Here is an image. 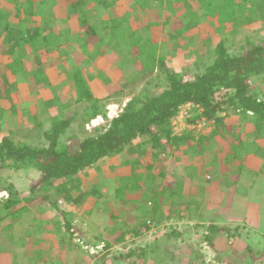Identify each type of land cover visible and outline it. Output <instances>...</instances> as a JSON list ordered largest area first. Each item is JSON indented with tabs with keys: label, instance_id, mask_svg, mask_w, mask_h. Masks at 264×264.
<instances>
[{
	"label": "rangeland",
	"instance_id": "374dc122",
	"mask_svg": "<svg viewBox=\"0 0 264 264\" xmlns=\"http://www.w3.org/2000/svg\"><path fill=\"white\" fill-rule=\"evenodd\" d=\"M144 1L132 0L131 3L129 1L130 4H136L134 6L136 10L128 22L122 23V27L115 31L110 28L111 19H108V15L101 10L103 20L97 18L92 22L94 21L95 35L98 37L104 35V38L95 43L83 39L87 29L73 27L72 21L66 20L68 12L65 0H55L57 9L53 8L51 13L47 8H43L35 11L32 16L21 14L19 26L27 25L26 23H31V21H40L48 16L47 13L52 16L50 18L52 24L47 32L38 31L39 35L32 41V50L27 49L23 54L20 53L19 60L23 72L20 71L16 75L9 73L6 66L7 61L0 60V142L2 137H9L15 144L41 147L45 144L44 133L52 123L67 118H72V122L60 136V143L65 144L70 137L83 139L88 135L93 136L96 131L106 129L109 121L115 115H119L125 104L144 88L154 93L164 89V75L155 65L159 58L166 57V67L179 73L184 79L194 77L203 71L210 63L212 56L206 59L197 58L191 53L193 50L179 40L180 32H177V28L180 26L177 25L192 15L188 12L176 14L167 27L157 29L159 23L157 22L154 26L155 30L145 28L140 31L141 36L151 37L153 44L150 46L142 39L137 43V47L146 44L150 47L149 49L155 51V60L151 50L146 48L140 60H136L132 66L128 65L125 59L129 57L128 49L125 48L124 38L120 35H132L136 38L138 26L141 24L140 26L144 27L153 21L152 16L143 15L141 12V8L143 11L146 8ZM174 1L177 3L180 0ZM0 3L2 6L5 4L3 1ZM201 4L199 3L198 7H202ZM90 5L89 10L97 7L93 0ZM188 6L192 8L189 9L191 12L197 9V5L192 6L187 3L186 7ZM100 8L103 9V7ZM4 10L0 7V13ZM9 12L12 23L17 24L18 20L11 14L15 13V10L12 9ZM158 12L162 13V10ZM139 17L142 19L141 22H137ZM107 26L115 32L114 36L118 40L115 46L110 41V29H106ZM11 28L15 27L11 26ZM17 29L18 26L15 30H10L9 34L18 38ZM133 29L136 33H133ZM263 37L264 26L250 29L229 36L226 48L230 54H238L245 48L248 41L256 42ZM22 38L28 41L25 31L22 33ZM44 39L48 41L45 42ZM50 40L52 44L48 43ZM134 42L136 45V40ZM134 42H130L129 47ZM2 47L7 50V47L11 45L7 42ZM98 47L99 50H97ZM101 51L104 54H101ZM116 52L117 57L114 56ZM3 54H8V51H4ZM15 57L16 54L13 59ZM77 71L81 72L84 79L88 81L91 92L89 101H97L96 109L91 108V102L80 100L71 93L70 73ZM5 77L7 86H5L6 82L1 84ZM262 77H256L252 81L256 86V91L263 90ZM39 92L40 98H38ZM226 94L227 92L224 91L217 96L223 98ZM15 97H18L19 101ZM34 98L35 101L32 104H26ZM219 98L217 100L220 101ZM93 110L99 114L94 119H90V113ZM210 130L211 128L204 126L200 129L195 128L192 132L198 137L209 133ZM215 143L212 141L210 144L217 147ZM215 155L217 154L212 155V159L211 155L209 156L208 166L205 156L198 154L195 149H185V153L182 154L170 153L165 161L166 167L153 170V176L157 177L162 171L163 176L159 177L163 180L162 185L175 186L173 204L167 209L170 214H166L168 217L165 219L160 218V220L151 222L148 230L143 229L136 235L126 234L121 241L116 240L124 231L120 226L136 217L139 221L130 224V227L131 229L137 227L142 219L147 218L151 209L147 204H143V197L147 194L142 187L144 184L138 181L134 185L142 189L134 187L136 190L123 189L119 195L129 203L127 201L122 203L120 198H112L113 190L120 185L118 176L114 174V166L118 167L122 159L116 158L113 163L98 164L87 171L89 183L84 185L82 191H88L90 194L85 195L79 204L57 199L53 191L52 194L49 192L50 199L66 211L67 220L73 222L74 225H79L81 230L77 225L75 227L82 232L87 242L78 240L77 237L68 233L67 221L63 222L62 215H60L62 222L57 220L59 226L65 227L67 237L71 236L70 238L83 255L79 257L69 252L64 259L58 260L57 264H123L124 261L121 258L114 260L113 257L115 255L119 257L118 251L120 250L125 252L131 249H139L137 250L139 252L146 250V255L142 253L135 255L136 258L134 257L133 260L139 264H264V207L259 208L257 221H251V223L245 218V207L242 204L236 211L232 208V200L227 205V209L214 207L210 202L211 197L214 196L213 191L219 184L218 181H212V176L208 181L205 180L206 167L210 169V173L223 174L226 172V167L219 157H214ZM262 155L264 153L246 157L243 160L244 167L250 172L260 174L264 162ZM129 171L126 172L130 176ZM39 178L40 175L36 170L28 168L4 170L0 173V183L4 181L0 187L11 185L17 199L23 203L20 210L6 217L5 212L1 211L6 193H0L2 196L0 197V254H4L1 260L3 264H36L37 262L41 264L37 258L40 256L45 258L47 255L34 248L36 244H41L38 239H43L49 232L44 230L41 233L37 221L34 220L41 216L39 215L40 210L24 203V200L30 196L29 188ZM128 178L127 176L121 177L120 182L130 184V178ZM151 178L145 179L146 184L152 182ZM247 182L249 184L251 180L247 178ZM128 190L133 191L127 193ZM245 192H247L246 189ZM230 196L232 197L231 194ZM258 198L264 201V194L259 195ZM195 202L197 204L193 205ZM39 204L46 210L51 207L50 203L41 200ZM256 211L257 209L252 210L248 214L250 219ZM43 212H40L43 213L41 219L53 217L48 215L47 211L43 210ZM111 217H117L114 222L118 224L113 232H111L113 222ZM149 220H151L150 217ZM210 225L215 227L214 231L207 228ZM103 231H105L104 234H102ZM27 233L28 238H26ZM7 249L12 253L11 257L7 255ZM243 253L247 254L246 259H242ZM52 255H47L48 262L45 260V264L55 261L56 252Z\"/></svg>",
	"mask_w": 264,
	"mask_h": 264
},
{
	"label": "trees",
	"instance_id": "16d2710c",
	"mask_svg": "<svg viewBox=\"0 0 264 264\" xmlns=\"http://www.w3.org/2000/svg\"><path fill=\"white\" fill-rule=\"evenodd\" d=\"M2 1L5 4L2 6L0 3V7L5 9V12L0 13V29H2L0 32V60H6V66L10 70L8 72L16 75L20 71L23 72L19 60L21 54L27 49H33L32 41L39 35V30L48 31L52 24L50 22L52 16L49 13L53 8L57 9V4L55 0H0V2ZM65 1L68 12L66 20L72 21L73 27L87 29L83 39L90 43L100 42L104 38V35L102 37L95 35L96 30L93 23L97 18L103 20L101 10L108 15V19H111L109 25L114 31L120 29L122 23L128 22L136 10L134 8L136 4H130L132 0H93L97 7L90 10L88 7L91 6L92 0L89 2L88 0ZM127 1L128 3L130 1L129 5ZM187 3L192 6L197 5L195 12L189 10L192 9L190 6L186 7ZM199 3H202V7H198ZM143 4L146 6L144 11L141 8L143 15L154 14V11L158 9L163 10L164 13L184 14L188 12L192 14L189 15L184 25L177 28V32H180L179 40L193 50L191 53L194 56L200 59L212 56L210 63L203 71L194 77L184 79L182 75L166 67V57L159 58L155 65L164 75V89L154 93L144 88L125 104L117 117L109 121L106 129H101L100 132L96 131L93 136L88 135L83 139L70 137L65 144L60 143V136L72 122V118H67L52 123L44 133L45 144L41 147L15 144L9 137H2L0 142V173L4 170L26 168L34 169L39 173L40 178L29 188L30 196L24 200V203L35 207L38 211H46L44 207H40V200L50 203L49 210L59 209V206L50 199L52 191L57 199L79 204L88 193V191H82L84 185L89 183L87 171L98 164L113 163L116 158L122 159L119 161L118 167L114 166L115 175L118 176L120 185L113 190L112 198H120L119 195L123 189H142L140 186L134 185L138 181L144 184L142 187L147 194L143 197V204L151 207V211L137 227H132V229L130 227V224L139 221L136 217L123 223L120 228L124 231L116 238L120 241L126 234L136 235L143 229L148 230L151 222L168 217L166 214H170V211L167 209L173 204L175 186L162 185V178L153 176V170L166 167L165 161L170 153L182 154L185 153V149H195L198 154H203L208 166L209 156L211 155L212 159V155L217 154L214 157H219L226 167V172L223 174L210 173V169L206 167L205 180L208 181L212 176V181L220 183L221 191L224 194L230 192L233 200L239 203L245 201L251 205L258 204L257 209L264 206L263 200L261 199L259 203L260 199L258 198L259 195L264 194V162L260 174L250 172L243 165L244 158L249 154L258 153L261 155L264 153V87L261 86L262 91H256V86L252 83L259 76H263L262 80L264 81V37L256 42L248 41L245 48L238 54H230L226 48L229 36L264 26V0H180L177 3L174 0H145ZM43 8L48 9L49 17L45 16L37 22L31 21L27 25L21 24L16 31L18 38L9 34L8 31L11 29L9 25L14 26L9 10H15V13L11 14L18 20L17 24L19 25L21 14L32 16L35 11ZM92 14L95 16L92 17ZM166 17L165 15L164 21L158 23V26L169 24L170 19ZM92 20L94 21L92 22ZM141 20V17L137 18V22H141ZM156 24L149 22L140 29L152 28ZM110 28L107 26L106 29ZM23 31H25L28 41L22 38ZM114 31L110 29L109 34L113 46L118 41L114 36ZM121 36L124 38L125 48L128 49L129 57L127 56L125 59L129 66L142 58L146 48L151 50L154 59L155 51L146 46V44L150 46L153 44L151 37L141 36L140 32L136 33V38L125 34H121ZM142 39L146 44L138 48L137 43ZM44 40L48 41V39ZM7 42L11 47H7L6 50L2 45ZM130 42L134 43L129 47ZM48 43L52 44V41L50 40ZM4 51H8V54H3ZM100 53L104 54L103 51ZM15 54L16 57L13 59ZM35 60H37L36 57ZM24 73L26 72L24 71ZM6 80L5 77L1 84L6 82L5 86H7ZM69 81L70 91L78 98L85 99L90 96L88 85L81 78L79 71L70 73ZM224 91L227 94L223 98H219L217 95ZM40 92L38 98L41 97ZM15 98L19 101L18 97ZM34 101L35 98L27 101L26 104L30 105ZM89 102H91V108L96 109L97 101ZM188 102L196 104L200 111L194 112L189 120L194 122L204 117L207 121H211L214 128L209 134L195 137L189 130L180 136L171 134V119L177 108ZM98 114L96 110H93L90 113V119H94ZM212 141H215L218 146L213 147L210 144ZM262 156L264 160V155ZM128 170H130V176L126 172ZM124 176L130 178V184L120 182L121 177ZM159 176H163L162 171ZM148 177H152V182L146 184L145 179ZM247 178L251 180L249 184ZM155 181H157V185ZM12 189L11 185L0 187V193H6V199L1 205V211L5 212L6 217L20 210L23 204L17 199L16 193ZM129 191L133 190L126 192ZM0 197L2 196L0 195ZM214 198L217 199L218 196L214 194ZM119 200H122V203L127 201L122 198ZM59 202L62 204L61 200ZM210 202L212 204L213 197ZM127 203L129 202L127 201ZM195 204L197 202L193 203V205ZM246 210L249 211V208L246 207ZM149 217L151 220L148 221ZM111 218L113 219L111 232H113L118 226L114 222L117 217ZM8 227L10 228V225ZM68 228L73 237L85 241L75 225L68 224ZM207 228L211 231L215 230L213 225ZM27 236L28 233L26 238L29 237ZM137 250L139 249L125 252L120 250L118 251L120 256L115 255L113 259L121 258L124 261L123 264H127V262L139 264L133 259L139 253L146 255V250L143 249L141 252ZM2 251L4 252V249ZM8 251L9 249H7ZM246 256L247 254L243 253L242 259H246Z\"/></svg>",
	"mask_w": 264,
	"mask_h": 264
},
{
	"label": "crops",
	"instance_id": "0c3cea01",
	"mask_svg": "<svg viewBox=\"0 0 264 264\" xmlns=\"http://www.w3.org/2000/svg\"><path fill=\"white\" fill-rule=\"evenodd\" d=\"M160 9H158V10H155L154 11V14H150V16H152V18H153V21H152V23L153 22H155V23H157V22H159V23H162L164 20L163 19H165V15L170 19V21L172 20V19H174L175 18V16H176V13L175 14H170V13H168V12H166V13H164V11L162 10V13H159L158 11H159ZM5 11H3L2 13H4ZM179 15V14H178ZM154 17H156V18H154ZM166 17V18H167ZM189 18V17H188ZM188 18H186L183 22H180V24L179 25H177V26H182V25H184L186 22H187V19ZM19 20H20V16H19ZM142 21V20H141ZM169 21V22H170ZM144 22H146V21H144ZM26 24H28V23H26ZM147 24H149V23H147ZM14 25V27L15 28H11V25H9L10 26V30H15L16 29V26H18V29L20 28V26L18 25V24H13ZM141 25V24H140ZM138 26V31L137 32H140V31H142L143 29H140L141 28V26ZM167 26H169V24H167L166 26H158L157 27V29L158 28H161V27H167ZM143 27V26H142ZM32 28V27H31ZM154 30H155V28H154V26L152 27ZM179 28V27H178ZM156 29V30H157ZM9 30V31H10ZM2 31V29H0V32ZM8 31V32H9ZM133 33H136V31L133 29ZM2 36V35H1ZM115 57H117V52H116V55H114ZM107 63H108V61H106ZM110 63V62H109ZM108 63V64H109ZM80 76H81V78H83V80L85 81V83L88 85V89H89V84H88V81H86L85 79H84V77H83V75H82V73L80 72ZM114 76H115V74H114ZM90 91V90H89ZM72 93V92H71ZM73 95H75L74 93H72ZM89 95L90 96H88L87 98H85V99H80V100H83V101H89L90 99H91V92H89ZM94 95H95V93H94ZM76 96V95H75ZM77 97V96H76ZM78 98V97H77ZM213 130V129H212ZM211 130V131H212ZM210 131V132H211ZM209 132V133H210ZM208 133V134H209ZM193 134V133H192ZM194 135V134H193ZM195 136V135H194ZM195 137H197V136H195ZM254 154H258V153H254ZM254 154H249L248 156H251V155H254ZM248 156H246V157H248ZM245 157V158H246ZM244 158V159H245ZM114 174H115V171H114ZM160 177V176H159ZM160 180V179H159ZM219 185H220V183L219 182H217ZM155 184H157V181H155ZM219 185H217L216 187H215V189H214V191H213V195L214 194H216L217 196H218V198L217 199H215L214 198V196H213V202H212V206H214V207H216V206H219L220 208H222V209H227L228 207H227V205H229V203H230V201L232 200V208L233 209H235L236 211H238V208H239V206L242 204L244 207H245V209H244V214H245V218H246V220H248V221H254V222H256L257 221V218H258V216H259V213H257L258 212V210L259 209H257L258 208V204H253V205H251V204H247L245 201H243V202H237V201H235V200H233V196L231 197L230 196V192H228L227 194H224L222 191H221V188H220V186ZM228 191V190H227ZM88 194H90V193H87V195ZM220 195H221V197H220ZM251 198H256V197H251ZM263 200V199H262ZM260 201H261V199L259 200V203H260ZM264 202V201H263ZM246 207H248L249 208V211H247L246 210ZM264 207V206H263ZM262 207H260V209H261ZM255 209H257V211H256V214L255 215H253V218H251L250 219V217L248 216V214H250V212H252V210H255ZM47 212H48V215L50 214V215H52L53 217H51V216H49V218L48 219H41V216L43 215V210H40V212H43V213H40L39 212V215H41V216H39V217H33V219L35 220V221H37V223H38V227H39V231L42 233L44 230H47V231H49L48 233H46V235L47 236H45L43 239H38V241L41 243V244H36L35 245V247L34 248H37L39 251H42V252H44V253H46L47 255H49V256H53L52 255V253H55L56 252V256L54 257L55 258V261L57 260V262H55V261H52V262H50V263H52V264H57V263H59V261L58 260H62V259H64V257L69 253V252H73V253H75V255L77 254V256H81V255H83L82 253H81V251H80V249H78L77 248V246L75 245V243L72 241V239L70 238L71 236H69V237H67V235H68V233H69V228H68V224H73L74 225V223L73 222H71V221H69V220H67V214H66V211L65 210H62L61 208H59L58 210H55V209H51V210H46ZM150 211H151V209H150ZM150 211H149V214H150ZM57 213V214H56ZM56 214V215H55ZM60 215H62V220H63V222L65 221H67V224H66V228L68 229L67 231H68V233H67V231L65 230V227L64 226H62V225H60L59 226V222L57 221V220H59L60 222H62V220L59 218V216ZM69 217V216H68ZM262 222V221H261ZM252 223V222H251ZM77 226H78V228H79V225L78 224H76ZM75 225V226H76ZM112 226V225H111ZM80 229V228H79ZM104 229L106 230V228L104 227ZM81 230V229H80ZM86 232V231H85ZM88 232V231H87ZM104 232L105 231H103L102 232V234H104ZM82 233V232H81ZM45 234V233H44ZM27 235V234H26ZM84 237V236H83ZM38 241H36V242H38ZM87 243V242H86ZM35 243H33V245H34ZM4 255V254H3ZM3 255H1L0 254V264H3L2 262H1V260H2V258H3ZM7 255H9L10 257H11V255H12V253L10 252V251H8L7 252ZM47 255H46V257L44 258V257H38L37 258V261H40L41 263H43V264H45L46 262H45V260H47ZM47 262H48V260H47ZM49 263V264H50Z\"/></svg>",
	"mask_w": 264,
	"mask_h": 264
},
{
	"label": "built area",
	"instance_id": "2783aa9c",
	"mask_svg": "<svg viewBox=\"0 0 264 264\" xmlns=\"http://www.w3.org/2000/svg\"><path fill=\"white\" fill-rule=\"evenodd\" d=\"M196 111H199V107L196 104H193L191 102L180 105L177 108V111L170 122L171 134L180 136L182 135L183 132L187 130L194 131L195 128L200 129L204 126H206L209 129L211 128L212 130L214 127L211 121H207L204 117L195 120L194 123H192L189 120L190 117L193 115V113ZM117 116L118 115H115V117Z\"/></svg>",
	"mask_w": 264,
	"mask_h": 264
}]
</instances>
